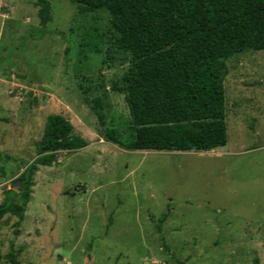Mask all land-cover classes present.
Here are the masks:
<instances>
[{
  "label": "rangeland",
  "instance_id": "1",
  "mask_svg": "<svg viewBox=\"0 0 264 264\" xmlns=\"http://www.w3.org/2000/svg\"><path fill=\"white\" fill-rule=\"evenodd\" d=\"M49 2L44 24L37 0H0V204L23 202L49 115L87 145L38 166L0 264H264V50L227 61L225 146L134 150L109 11Z\"/></svg>",
  "mask_w": 264,
  "mask_h": 264
},
{
  "label": "trees",
  "instance_id": "2",
  "mask_svg": "<svg viewBox=\"0 0 264 264\" xmlns=\"http://www.w3.org/2000/svg\"><path fill=\"white\" fill-rule=\"evenodd\" d=\"M76 1L107 9L116 46L130 54L131 67L117 88L126 92L135 129L126 147L209 151L227 144V61L246 50H264V0ZM37 2L45 24L50 2ZM107 136L120 142L113 131ZM86 145L67 118L49 115L38 157L19 179L23 202L8 196L0 204V219L23 216L39 165L52 166L58 150Z\"/></svg>",
  "mask_w": 264,
  "mask_h": 264
}]
</instances>
